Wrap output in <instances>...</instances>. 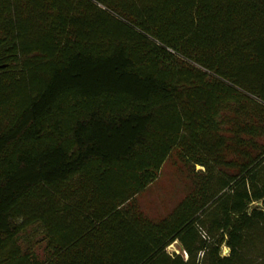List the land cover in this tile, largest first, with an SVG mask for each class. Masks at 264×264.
<instances>
[{"label": "trees", "instance_id": "obj_1", "mask_svg": "<svg viewBox=\"0 0 264 264\" xmlns=\"http://www.w3.org/2000/svg\"><path fill=\"white\" fill-rule=\"evenodd\" d=\"M0 264H264V0H0Z\"/></svg>", "mask_w": 264, "mask_h": 264}, {"label": "rangeland", "instance_id": "obj_2", "mask_svg": "<svg viewBox=\"0 0 264 264\" xmlns=\"http://www.w3.org/2000/svg\"><path fill=\"white\" fill-rule=\"evenodd\" d=\"M188 186L189 179L185 169L167 162L157 181L137 196V203L152 217L165 215L184 197ZM167 250L170 253L182 252L177 242L170 245ZM228 252L229 249L225 247L223 253ZM39 253L42 255V251Z\"/></svg>", "mask_w": 264, "mask_h": 264}]
</instances>
